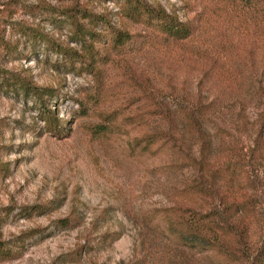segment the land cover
Listing matches in <instances>:
<instances>
[{"label": "rangeland", "instance_id": "1", "mask_svg": "<svg viewBox=\"0 0 264 264\" xmlns=\"http://www.w3.org/2000/svg\"><path fill=\"white\" fill-rule=\"evenodd\" d=\"M145 1L195 33L162 42L119 0H0V68L49 89L62 127L44 132L36 98L0 76V264H264L263 25L226 0ZM74 3L134 35L95 76L29 31L80 50L43 9ZM184 205L222 214L224 253L154 212Z\"/></svg>", "mask_w": 264, "mask_h": 264}, {"label": "trees", "instance_id": "2", "mask_svg": "<svg viewBox=\"0 0 264 264\" xmlns=\"http://www.w3.org/2000/svg\"><path fill=\"white\" fill-rule=\"evenodd\" d=\"M119 1L125 6V15L144 19L147 24L153 25L162 42L167 44L180 43L195 33L191 21H182L163 8L154 6L145 0ZM226 1L239 10L247 11V13L252 12V17L258 18L257 21L264 28V0ZM43 9L47 13L62 17L70 25L71 38L73 42L79 45L80 50L56 42L38 28H31L30 34L48 45L52 51L63 56L71 68L77 65V72L79 73L84 70L95 76L98 72L95 66L96 62L101 63L110 54L108 51H103L104 49L121 55L134 38L133 34L115 27L106 16L96 14L78 3L60 10L48 7ZM84 21L88 22L85 23ZM98 26L100 29L97 30L96 27ZM0 76L5 77L3 79L6 80L7 86L18 85L25 94H30L36 98L39 104L38 115L43 122L44 132L53 136L62 134L60 120L55 116V112L44 104L43 95H51L49 89L35 86L16 73L2 68H0ZM158 139V134H147L136 139L134 143L140 144L142 142L143 145H148ZM154 212L166 223L169 232L179 240L184 241L185 244H191L204 250L225 252V240L220 233L224 228L228 229L230 224L222 214L213 211L203 213L188 205L155 209ZM220 223L225 227L220 226ZM259 252L260 255L264 256V245ZM0 253H2L1 247Z\"/></svg>", "mask_w": 264, "mask_h": 264}]
</instances>
